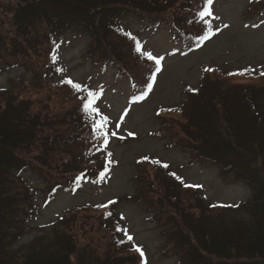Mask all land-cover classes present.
Listing matches in <instances>:
<instances>
[{"label":"trees","instance_id":"trees-1","mask_svg":"<svg viewBox=\"0 0 264 264\" xmlns=\"http://www.w3.org/2000/svg\"><path fill=\"white\" fill-rule=\"evenodd\" d=\"M17 1L10 18L12 35L6 46L11 53L0 51V71L22 68L32 74L33 81L0 91V264H126L115 254L123 248L116 234L120 228L110 208L115 201L100 209L104 216L92 238H80L77 225L81 220L59 222L54 226L56 238L52 244L44 245L37 238L26 254L15 255L9 247L27 230L33 213V191L14 171L33 168L53 187L76 192L88 182L103 184L113 164L106 149L109 135L105 132V141L94 128L101 118L82 107L91 90H77L66 80H54L61 71L55 60L58 36L79 28L89 37L88 52L96 65H114L119 76H127L140 85L154 63L140 54L138 37L121 30L117 20L128 14L138 17L141 30L168 25L175 38L186 46H195L211 34V24L204 14L207 0ZM257 4L258 11L264 14V0H257ZM4 39L0 34V40ZM204 79L199 92L190 91L193 95L186 109L185 125L163 135L171 131L175 142L186 149L191 142L195 151L190 160L217 164L224 182L258 180L249 167L258 160L264 166V126L254 95L249 87ZM53 88L58 90L59 98L47 95L43 109L40 103L33 106L32 101L22 97L29 92L39 96ZM108 124L107 121L105 129ZM213 150L235 151L236 158L227 161L223 157L218 163L208 153ZM180 185L185 200L178 202L183 205L193 200L194 188ZM159 189L165 195L171 190L163 186ZM261 191L254 190L242 208L232 209L242 210L251 225L239 226L236 222L227 233L198 224L194 219L199 220V215H194V219L186 215L187 220L178 225L176 213L186 217L180 207L175 206L172 212L165 207V213L150 203L153 209L164 211L157 215L158 222L166 223L172 217V226L165 232L166 246L176 253L180 264H264V188ZM174 196L180 198L181 191ZM137 258V264H141L142 257Z\"/></svg>","mask_w":264,"mask_h":264},{"label":"rangeland","instance_id":"rangeland-1","mask_svg":"<svg viewBox=\"0 0 264 264\" xmlns=\"http://www.w3.org/2000/svg\"><path fill=\"white\" fill-rule=\"evenodd\" d=\"M17 2L0 0V34L5 38L0 40L1 52L11 53L6 46L12 35L10 18ZM257 5V0H212L211 14L207 17L212 34L200 47L194 48H187L180 39H175L168 25L141 30L138 17L128 14L120 18L117 24L121 29L139 36L142 54L151 52L156 58H162L159 70L152 72L142 92L143 82L137 85L138 90L127 76L118 75L116 66L103 67L91 60L89 37L82 30L69 29L58 36L56 62L63 71L54 80L68 79L93 90L94 106L102 117L111 120L107 130L113 164L103 185L84 184L75 193L53 187L33 168L16 169L14 174L33 191V213L27 230L9 247L15 255L26 254L37 238L42 239L44 245L52 244L56 238L54 226L59 222L81 220L77 225L80 238H92L104 216L100 209L112 201H115L110 206L112 218L120 228L116 231L117 238L123 242V248L117 249L115 254L126 264H137L141 253L142 264H180L176 253L166 246L165 232L172 226V217L166 220L163 216L162 221L166 223L158 222L157 215L164 214L165 207L169 212L175 206L180 207L186 212L181 210L183 215L193 219L194 215H199L201 218L194 220L214 231L227 233L236 222L239 226L251 225L249 216L242 210L232 209L242 208L254 190L260 192L264 188L261 161H255L251 167L244 162L246 171L253 168L258 180L224 182L217 164L203 165L190 160L195 151L191 142L186 149L175 142L171 131L169 135L163 134L168 130L177 132L176 129L185 125L186 109L193 95L190 91L199 92L206 77L229 86L249 87L264 126V75L261 74L264 73V14L261 15ZM32 81V74L22 68L0 71V91ZM35 94L23 93L22 97L32 101L33 106L40 103V109L45 106L47 97L59 95L56 88L39 96ZM200 152L203 153V149ZM208 153L216 157L218 163L223 157L231 161L237 154L214 150ZM180 184L194 188L191 194L194 201L190 199L183 205L178 202L185 200ZM158 186L171 190L165 195ZM178 190L181 197L176 199L174 193L176 195ZM150 202L164 211L153 209ZM176 220L178 225H183L187 216L176 213Z\"/></svg>","mask_w":264,"mask_h":264},{"label":"snow or ice","instance_id":"snow-or-ice-1","mask_svg":"<svg viewBox=\"0 0 264 264\" xmlns=\"http://www.w3.org/2000/svg\"><path fill=\"white\" fill-rule=\"evenodd\" d=\"M207 3L210 5L212 3V0H207ZM206 15H210V11H205ZM227 27V26H226ZM138 50H139V46H138ZM144 56H146L149 60H154L156 62L157 65H159L160 63V59L162 58H156L155 56H153V54L151 52H144L143 53ZM159 70V69H158ZM206 71H212V69H205ZM243 74V73H241ZM262 75H264V73H261ZM68 83L72 84L73 88L79 90L80 89V85L79 84H73V82L71 80L67 81ZM88 99H86V101L83 102L82 107L83 110L85 112H97L98 113V108L94 107V100H95V94L92 92L88 93ZM107 122V117H102L99 121L98 124L94 125L95 131L100 133L101 135H103L105 137V141L107 139L106 133H105V125ZM112 135H116V133H112ZM129 135H133V133H129ZM154 163H160L159 161H153ZM165 168L168 167L167 164L163 165ZM111 213H109L110 215ZM129 239H131V237H129ZM139 250V249H137ZM141 255H143V253H141Z\"/></svg>","mask_w":264,"mask_h":264}]
</instances>
